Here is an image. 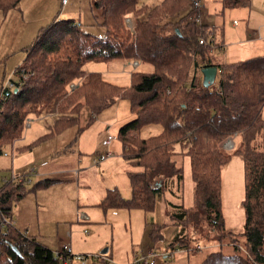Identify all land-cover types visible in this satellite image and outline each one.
<instances>
[{
  "label": "trees",
  "instance_id": "16d2710c",
  "mask_svg": "<svg viewBox=\"0 0 264 264\" xmlns=\"http://www.w3.org/2000/svg\"><path fill=\"white\" fill-rule=\"evenodd\" d=\"M21 1L0 0V13L17 9ZM221 3L223 10H233L248 8L251 0ZM92 7L99 12L94 24L104 31L102 37L85 32L73 19H57L41 28L26 48L14 70L20 90L0 97V155L2 148L22 138L31 116L56 117L42 140L79 126L82 110L88 111V122L79 131L118 99H126L133 119L120 126L117 138L123 158L141 171L128 173L129 199L113 188L98 206L150 213L156 199L163 198L171 207V226L182 231L165 248L192 252L190 242L204 238L219 250L208 253L200 264H264V55L216 63L215 50L198 44L200 36H214L215 28L198 26L190 0H161L152 7L143 0H95ZM112 61H136L152 69L133 71L128 86L83 71L89 62ZM209 66L217 68V80L204 88L200 70ZM72 83L78 86L70 89ZM148 125L160 126V132L139 137ZM234 134L233 149L225 151L222 142ZM233 155L243 159L244 219L238 233L225 227L221 212V171ZM186 158L193 183L190 206L183 201ZM52 183L40 180L29 188L0 184V264H62L53 251L18 230L11 217L15 202ZM145 226L149 245L144 250H155L166 225ZM223 245L231 246L232 253L222 252Z\"/></svg>",
  "mask_w": 264,
  "mask_h": 264
},
{
  "label": "rangeland",
  "instance_id": "374dc122",
  "mask_svg": "<svg viewBox=\"0 0 264 264\" xmlns=\"http://www.w3.org/2000/svg\"><path fill=\"white\" fill-rule=\"evenodd\" d=\"M90 1L86 2L88 7ZM160 1L143 0V3L152 7L159 4ZM221 1L201 0L199 12L200 23L215 28L213 38L220 49L214 52L213 60L231 64L264 54L263 30L260 31L263 37L261 41H250L248 34L251 32L245 29H257L262 21L254 17L247 21L245 19L246 14L243 15L239 9L223 10ZM21 2L19 8L10 10L6 14L0 13V85L8 79L17 82L19 76L15 74L14 70L24 60L26 48L33 43L40 29L46 28L52 22L51 17L56 14L47 6V0H26L22 4ZM71 6H75V3H72ZM258 12L261 11L258 10ZM58 17L60 20L70 19L66 15H62L61 12ZM72 18L77 20L74 16ZM127 24L129 25V23ZM246 24H250V26L247 25L246 27ZM83 29L85 32H91L84 25ZM240 29L243 36L238 39L236 34L240 32ZM96 30L95 28L96 34L91 33L97 37L104 35V31L101 33L99 28L98 31ZM237 40L236 44H229V42H236ZM242 40L246 42H240ZM230 50H237V52H230ZM228 60L230 62H227ZM115 64H120V62H89L85 64L83 71L85 73L94 71L102 73L105 69L114 67ZM147 68L150 71L152 69L150 65ZM139 71H143V68L140 67ZM126 83L128 86L129 82ZM116 104L117 107L113 105L101 111L89 126L79 131V127L84 128L88 122V111L82 110L79 126H68L61 132L48 135L42 140L39 139L49 132V127L53 125L56 117L54 114L31 116L28 118L30 126L26 127L25 125L22 138L13 143V155H9V157L0 155V176L6 177H8L7 174L10 170L14 175H26L31 168H35L40 162L45 161V167L37 169L36 174L29 177L26 186L32 187L45 176L58 181H53V185L49 186L51 188L35 191V193H42L47 196L46 204L43 203L41 197L36 201L38 203L36 205L33 199L34 192L27 197L26 201L30 202V218L28 217V219L31 221V226L29 234L45 241L43 243L46 245L51 244L53 252L58 250L57 245L60 240L70 243L73 251L78 250L82 253L71 250L74 255L98 256L103 249L109 250L105 257H101L105 262L95 259L90 260L89 264H122L115 259H109L107 256H110L111 253L112 256H115L117 253L130 258L133 253L144 250L148 245L146 222L166 225L159 235L160 241L157 242L156 249H161L175 235L182 234L181 227L171 226L168 220V212L171 207L162 200L163 198L156 199L155 208L150 213H144L139 209L108 208L104 210L98 206L99 203L92 205L98 201V197L102 195L100 198L102 199L107 190L113 188L118 190L123 199H129L131 188L127 177L128 173L141 171L140 168L129 165L123 158L121 143L117 138L120 126L133 119L129 111V101L118 99ZM117 116L120 119L124 117L122 120L124 122L120 125H112ZM159 132L160 126L148 125L138 132V136L146 138L157 135ZM108 135L116 137V140L109 147L112 153L111 159L109 158L98 166L85 169L92 159L104 152L105 149L101 146V142ZM235 138L229 149L226 148V145H229L228 141L232 142V139L227 140V138L222 142V149L231 151L235 145ZM26 146L30 147L24 149ZM11 147L8 145L2 150L10 154ZM53 170L62 171L64 175L55 173L41 176L42 173ZM77 171L78 174L76 175L75 172ZM183 172V201L184 205L190 206L193 183L190 178L188 158L185 159ZM76 181L80 190L72 187ZM242 198L243 159L239 155H233L221 171V212L225 227L235 233L242 231L244 219L243 210L240 206ZM18 202L12 206L14 212ZM87 210L92 211L89 213ZM80 213L85 214L89 221L79 220ZM33 228L34 230H32ZM26 233L29 235L28 232ZM212 236L210 235V237ZM101 243L102 246L97 248V245ZM197 246L199 249L196 248ZM190 247L195 249L192 252L185 251L192 258L189 264H200L208 253L219 250L217 244L208 242L204 238L191 241ZM220 250L227 254L232 253L231 246L223 245ZM179 254H183V252L177 253L176 256Z\"/></svg>",
  "mask_w": 264,
  "mask_h": 264
},
{
  "label": "crops",
  "instance_id": "0c3cea01",
  "mask_svg": "<svg viewBox=\"0 0 264 264\" xmlns=\"http://www.w3.org/2000/svg\"><path fill=\"white\" fill-rule=\"evenodd\" d=\"M26 1V0H22L21 4ZM88 0H67V3L62 6L61 5V0H47V6L49 7L50 10H52V12H56V14L54 16L51 17V21L53 22L54 20H57V19H60L58 17V14L61 12L62 15H66L67 17H69L70 19L72 18V16H74L75 18H77V20H75L74 18V21L76 24L79 25H84L85 28L87 30H90L91 32H94L95 33V28L97 29L96 31H98V28H99V32L102 33V29L100 27H97L94 22H95V16L98 15V11L97 10H94L93 7H92V4L95 0H91L90 1V6L88 7L86 2ZM161 2V1H160ZM72 3H75V6H71ZM21 6V5H20ZM250 8H241L239 9L241 13L246 14V17L245 19L248 21V19L254 17V18H259L262 23L260 24V26L257 28V29H254V28H245L246 30H248V32H251L252 33V36H251V33L248 34L249 36V39L250 41H261L263 39V37L261 36L260 34V31L263 30L264 32V0H251V4L249 6ZM19 8V6H18ZM247 9V10H246ZM59 10V11H58ZM261 11V12H258ZM59 12V13H58ZM50 21V22H51ZM250 26V24H246V27ZM207 26V25H206ZM209 28H213L211 26H208ZM238 30V29H237ZM258 32V33H255V32ZM242 30L240 29V32H237L236 34V38L240 39L242 38L241 36H243L242 34ZM96 34V33H95ZM238 35V36H237ZM256 36V37H255ZM255 37V38H254ZM229 41H231V39H229ZM238 42V40L236 42H229V44H236ZM240 42H246L245 40L243 41H240ZM222 43V42H221ZM223 44V43H222ZM230 52H234L236 53V51L234 50H230ZM225 54V51L223 52ZM264 54H261V55H258V56H262ZM257 57V56H255ZM251 58H254V57H251ZM250 59V58H248ZM247 60V59H246ZM241 60L237 61V62H240ZM244 61V60H243ZM120 62V61H119ZM227 62H230V60H228ZM111 63V62H109ZM130 62H120V64H115L114 67L110 68V69H105L102 73H99L97 71H94V72H97L99 73L103 79L111 82V83H114L116 85H120V86H127L128 83L126 82H129L130 81V75L133 71H139V68L142 67L143 68V72H149V68H147V65H142L140 63H137V67L133 68L131 65H129ZM216 63H219V64H227L225 61H219V62H216ZM111 65V64H109ZM104 74V75H102ZM217 76V75H216ZM216 79V78H215ZM117 103V102H116ZM115 103V106L117 107V104ZM114 106V107H115ZM124 119V117H122V119L119 118V116H117V118L114 119V122L112 123V125H120L121 123H123L124 121H122ZM121 121V122H120ZM120 122V123H119ZM119 123V124H118ZM30 126V124H29ZM27 126V127H29ZM27 147V146H26ZM26 147L24 149H26ZM111 159V158H110ZM109 160V159H107ZM107 160H105L104 162H106ZM103 163V162H102ZM38 165H40L39 169H42L43 167H45V161H42L40 162ZM37 165V166H38ZM91 162L90 164H88L85 169H89L91 168ZM55 173H59V175H64V172L62 171H59L57 172L56 171H47V172H44L42 173L41 176H45V175H48V174H55ZM76 175L78 174V171L75 172ZM51 176V175H49ZM48 176H45L43 177V179L41 180H51L49 178H47ZM76 180H78V178H76ZM40 181V180H39ZM52 181H58V180H54L52 179ZM38 182V181H37ZM75 183V182H74ZM73 184V183H72ZM53 185V184H52ZM75 185V186H74ZM72 187H75L76 190H80V186L78 185L77 186V181L76 183L74 184ZM47 188H51V187H47ZM35 193V191H29L28 193L30 194H25L27 196H23L20 200H19V204H17L18 206L15 208V212L13 210V208H11V217H12V220H13V223H14V226L20 230V231H26L28 232L29 234V228L31 226V221L28 219V217L30 218V202H27L26 199L28 196H30L32 193ZM45 192H48V191H45ZM44 193V192H43ZM42 197V201L44 204L47 203L48 201V198L47 196H45V194H42V193H35L34 196H33V199L35 200L34 203L36 205H38V203L36 202L38 199H40ZM102 197V195H101ZM101 197H98V201L96 203H92V205H96L98 203H100L102 201V199H100ZM21 205V206H20ZM187 206V205H186ZM13 210V211H12ZM89 213H91L92 210H87ZM80 214H83V213H80ZM85 216V220L83 221H89L88 217L84 214ZM79 218V217H78ZM79 220H82L79 218ZM224 220V219H223ZM85 222V223H86ZM38 223V222H36ZM225 224V223H224ZM36 225V224H35ZM34 230V228L32 229ZM29 237L35 239L37 242H39L41 245H43L44 247H46L47 249H50L51 250V247L52 245H46L44 244L43 242L45 241H41L40 239L34 237V235H31L29 234L28 235ZM47 238H50L49 236H46ZM49 243V242H47ZM63 243H68V242H62L60 240V242L58 243L57 247H59L61 244ZM70 245V248L72 250V247H71V244L68 243ZM149 245V244H148ZM147 245V247H148ZM53 246H54V242H53ZM102 246V243L101 244H98L97 245V248L101 247ZM56 247V248H57ZM146 247V248H147ZM55 248V249H56ZM168 248H165V246L163 245V247L161 249H155V251L157 252H161V251H164ZM96 250V249H95ZM52 251V250H51ZM73 251V250H72ZM109 251V250H108ZM107 251V252H108ZM73 252H76V253H80L82 254L81 252H79L78 250L77 251H73ZM141 252V251H140ZM181 251L177 252V253H180ZM109 253V252H108ZM176 253V254H177ZM107 254V253H106ZM137 253H133L132 256L129 258V257H125V255H120V254H117L115 256H112L113 254L111 253L110 256H107L109 259L113 260H117L119 262H121L122 264H127V263H130L134 256L136 255ZM176 254L174 255L173 258L169 259V261L166 263V264H189V261L192 259L190 258V256H188L189 254L186 253V252H183V254H179L176 256ZM105 255V254H104ZM107 259V258H106ZM108 259V260H109ZM110 261V260H109ZM154 264H165L162 262V260H160L159 258H156L154 260Z\"/></svg>",
  "mask_w": 264,
  "mask_h": 264
},
{
  "label": "built area",
  "instance_id": "2783aa9c",
  "mask_svg": "<svg viewBox=\"0 0 264 264\" xmlns=\"http://www.w3.org/2000/svg\"><path fill=\"white\" fill-rule=\"evenodd\" d=\"M67 3V0H61V5L64 6ZM190 8L196 11V16L194 18V21L198 24L199 27L203 26L200 23L199 19V12L201 8V0H190ZM127 23H129L128 27L131 28V23L129 19L126 20ZM78 25V24H77ZM198 44L202 46H210L211 49L218 51L220 47L217 46V44L214 41L213 36H209L208 38H204L202 36L199 37ZM136 61L130 62L129 65H131L133 68L137 67ZM218 74V70H217ZM23 79L26 77L22 73ZM217 77V76H216ZM78 86V83L71 84L70 89H74ZM20 85H16L15 82H13L11 79H8L4 81L0 87V97L2 96V93L7 91H13L14 89H17L19 91ZM26 127L29 126V120L26 122ZM236 137V134L233 135V137H229L227 140L229 145H226V148L229 149L230 145L233 144L234 138ZM116 140L115 136L108 135L105 139L102 140L101 146L105 149L104 152L100 153L96 158L91 160V165L92 166H98L100 163L104 162L105 160L109 159L112 157V153L109 150L110 145L112 144L113 141ZM11 153L7 154L1 150V155L3 157H9V155H13L14 148H13V143L11 144ZM40 165L36 166L35 168H31L26 175H14L12 171L7 174L8 177L6 176H0V184H10V183H15V184H26L29 182V177L33 176L36 174V170L39 169ZM79 218L85 220L84 214H79ZM199 249V246L196 247ZM185 252L189 250H178V249H166L161 252L155 251L153 248H149L146 250H142L141 252L137 253L133 260L128 263V264H154V260L156 258H159L162 260L163 263H167L169 259L173 258L174 255L177 252ZM54 256L62 263V264H89L90 260L93 261L95 259L99 260L101 259V255H90V256H85V255H74L71 252L70 245L68 243H63L58 247V250L56 252H53Z\"/></svg>",
  "mask_w": 264,
  "mask_h": 264
},
{
  "label": "water",
  "instance_id": "95a60500",
  "mask_svg": "<svg viewBox=\"0 0 264 264\" xmlns=\"http://www.w3.org/2000/svg\"><path fill=\"white\" fill-rule=\"evenodd\" d=\"M202 76V86L204 88H208L209 86L213 85L216 75H217V68L215 66L203 67L201 70ZM17 89H14L12 93H16ZM107 253V249H103L100 254L104 255Z\"/></svg>",
  "mask_w": 264,
  "mask_h": 264
}]
</instances>
